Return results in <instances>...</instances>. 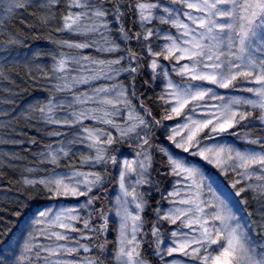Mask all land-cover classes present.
<instances>
[{"label":"snow or ice","instance_id":"obj_1","mask_svg":"<svg viewBox=\"0 0 264 264\" xmlns=\"http://www.w3.org/2000/svg\"><path fill=\"white\" fill-rule=\"evenodd\" d=\"M0 82V264H264V0H0Z\"/></svg>","mask_w":264,"mask_h":264},{"label":"trees","instance_id":"obj_2","mask_svg":"<svg viewBox=\"0 0 264 264\" xmlns=\"http://www.w3.org/2000/svg\"><path fill=\"white\" fill-rule=\"evenodd\" d=\"M17 25L19 28H23L24 25H20L19 22L17 21ZM30 44V47L32 46H40V47H45L46 46V41L44 40H32L29 42ZM19 83V80L17 81ZM4 86H9L7 85V82L4 83ZM3 85H0V87H4ZM4 95H7V94H4ZM44 95V93L40 92L39 89L37 88H28V89H22L20 94L16 97L17 101L19 104H24L25 102L31 100L33 97H36V96H42ZM168 123V122H167ZM2 148H11L12 146L11 145H0ZM15 187V186H14ZM112 195H115V192L114 190L112 191ZM14 219H22L21 218H14ZM114 235V233H113ZM111 239V237H110Z\"/></svg>","mask_w":264,"mask_h":264},{"label":"rangeland","instance_id":"obj_3","mask_svg":"<svg viewBox=\"0 0 264 264\" xmlns=\"http://www.w3.org/2000/svg\"><path fill=\"white\" fill-rule=\"evenodd\" d=\"M47 43V42H46ZM4 83L5 82H0V85H3L4 86ZM223 91V90H222ZM167 123V122H166ZM168 123H171V122H168ZM1 147V146H0ZM4 148V147H3Z\"/></svg>","mask_w":264,"mask_h":264}]
</instances>
